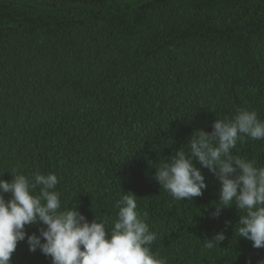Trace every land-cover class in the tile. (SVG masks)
<instances>
[{"label": "trees", "instance_id": "obj_1", "mask_svg": "<svg viewBox=\"0 0 264 264\" xmlns=\"http://www.w3.org/2000/svg\"><path fill=\"white\" fill-rule=\"evenodd\" d=\"M240 108L264 120V0H0V179L55 173L62 207L109 229L115 201L133 194L167 264H264V248L238 238L235 204L213 216L208 169L191 201L154 178L195 131ZM232 154L264 166V140ZM10 264L51 258L25 239Z\"/></svg>", "mask_w": 264, "mask_h": 264}, {"label": "clouds", "instance_id": "obj_2", "mask_svg": "<svg viewBox=\"0 0 264 264\" xmlns=\"http://www.w3.org/2000/svg\"><path fill=\"white\" fill-rule=\"evenodd\" d=\"M246 139L264 140V120L255 110L240 108L231 119H216L210 133L195 131L186 147L154 166V178L173 199L191 201L206 189L201 168L208 169L220 183L213 216L235 204L244 213L235 226L238 238L259 249L264 248V166L232 154ZM13 171L10 182L0 179V264H10L18 242L25 239L30 252L39 250L51 264H167L151 250L157 234L141 217L133 194L115 201L118 211L109 229L96 218L88 222L77 206L62 207L55 173L29 177ZM4 194L10 198L5 200ZM30 225L43 226L39 235H27ZM225 238L220 232L202 244L211 250Z\"/></svg>", "mask_w": 264, "mask_h": 264}]
</instances>
